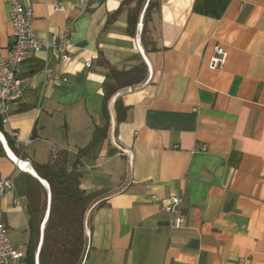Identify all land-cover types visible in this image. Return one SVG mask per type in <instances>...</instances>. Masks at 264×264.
Segmentation results:
<instances>
[{"label":"crops","instance_id":"0c3cea01","mask_svg":"<svg viewBox=\"0 0 264 264\" xmlns=\"http://www.w3.org/2000/svg\"><path fill=\"white\" fill-rule=\"evenodd\" d=\"M23 1L40 38L68 30L73 61L48 51L23 63V95L4 129L26 160L0 131V179H12L18 163L31 167L60 148L89 143L102 122L101 53L118 68L144 60L148 77L114 96L109 136L81 168L83 189L108 191L106 204L91 213L84 264H264V0H157L154 51L141 41L143 15L136 36L128 33L126 11L106 27L123 0ZM9 10L0 0L4 54L14 42ZM219 44L228 57L211 70ZM46 65L68 82L52 85ZM118 96L128 107L120 123ZM171 194L185 197L180 229L169 228L164 209ZM0 214L8 233L25 235V245L28 214L16 187L0 195Z\"/></svg>","mask_w":264,"mask_h":264},{"label":"trees","instance_id":"16d2710c","mask_svg":"<svg viewBox=\"0 0 264 264\" xmlns=\"http://www.w3.org/2000/svg\"><path fill=\"white\" fill-rule=\"evenodd\" d=\"M157 0H123L120 8L108 15L106 27L127 12V30L136 36L143 15L141 41L146 51L158 49L151 24ZM100 63L107 74L103 83L102 122L96 124L89 143L76 151L60 148L52 152L46 162L32 160L29 171L20 170L12 179L18 196L25 199L28 214V240L23 249V264H84L90 247L88 230L94 208L106 204L105 189L88 192L82 187V166L96 158L110 131V102L118 93L143 83L149 70L145 61L130 68L112 65L103 53ZM116 122L126 119L128 107L121 96L116 98ZM0 131L10 149L26 160L23 147L5 129L0 117ZM0 149L3 145L0 140Z\"/></svg>","mask_w":264,"mask_h":264},{"label":"built area","instance_id":"2783aa9c","mask_svg":"<svg viewBox=\"0 0 264 264\" xmlns=\"http://www.w3.org/2000/svg\"><path fill=\"white\" fill-rule=\"evenodd\" d=\"M10 10V22L13 27L14 42L8 54L3 53L0 47V117L3 124L10 122L14 112V104L23 95L25 79L22 75V65L32 56L51 51L55 59L64 64H70L73 56L68 52L71 39L67 29L55 33L51 39L40 38L34 29V10L26 5L23 0H6ZM62 9L60 4H56ZM228 52L221 44L214 48V55L211 58L209 68L211 70L222 69L226 63ZM46 80L54 86H62L68 82L57 68L46 65L44 67ZM198 150H207L206 146H200ZM124 153L131 157V150H124ZM23 167L18 163L21 170L30 168L29 163L24 162ZM15 187L11 178L0 179V195ZM185 201L184 196L171 194L164 209L171 215L169 228L180 229L186 225V218L182 213ZM23 251L11 240L8 228L0 214V264H23Z\"/></svg>","mask_w":264,"mask_h":264},{"label":"rangeland","instance_id":"374dc122","mask_svg":"<svg viewBox=\"0 0 264 264\" xmlns=\"http://www.w3.org/2000/svg\"><path fill=\"white\" fill-rule=\"evenodd\" d=\"M48 148H49V145L44 144L43 145V149L40 151L39 154L43 153V156L46 155V152H47ZM40 156H42V155H40ZM9 234H10V237L12 239V242H14L15 244L21 246V249H24V246H25L24 245L25 235L22 234V233L15 234L13 232H10Z\"/></svg>","mask_w":264,"mask_h":264},{"label":"bare ground","instance_id":"6f19581e","mask_svg":"<svg viewBox=\"0 0 264 264\" xmlns=\"http://www.w3.org/2000/svg\"><path fill=\"white\" fill-rule=\"evenodd\" d=\"M13 155V154H12ZM20 161V160H19ZM21 164L23 165V166H25V164H24V162H21ZM31 168V167H30ZM30 168H28V169H26L27 171H30V172H32L31 170H32V168L30 169ZM32 173H35V171L34 172H32Z\"/></svg>","mask_w":264,"mask_h":264},{"label":"water","instance_id":"95a60500","mask_svg":"<svg viewBox=\"0 0 264 264\" xmlns=\"http://www.w3.org/2000/svg\"><path fill=\"white\" fill-rule=\"evenodd\" d=\"M29 172H30V171H29ZM30 173L36 176V173H32V172H30Z\"/></svg>","mask_w":264,"mask_h":264}]
</instances>
